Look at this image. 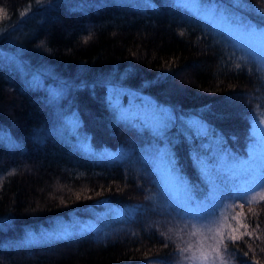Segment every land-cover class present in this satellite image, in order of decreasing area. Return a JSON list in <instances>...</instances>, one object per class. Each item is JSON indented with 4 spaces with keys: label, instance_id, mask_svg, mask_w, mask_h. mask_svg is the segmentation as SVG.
<instances>
[{
    "label": "trees",
    "instance_id": "trees-1",
    "mask_svg": "<svg viewBox=\"0 0 264 264\" xmlns=\"http://www.w3.org/2000/svg\"><path fill=\"white\" fill-rule=\"evenodd\" d=\"M195 1L264 30V0ZM0 8V264H178L180 240L163 215L138 218L152 204V140L166 144L187 187L209 188L201 160L247 154L264 120L261 57L175 0ZM133 112L161 120L160 130L128 121ZM262 196L224 215L222 264H264Z\"/></svg>",
    "mask_w": 264,
    "mask_h": 264
},
{
    "label": "rangeland",
    "instance_id": "rangeland-1",
    "mask_svg": "<svg viewBox=\"0 0 264 264\" xmlns=\"http://www.w3.org/2000/svg\"><path fill=\"white\" fill-rule=\"evenodd\" d=\"M184 7H187L195 15H199L211 21L216 26L224 29L238 46L256 51L264 62V30L242 23L232 22L223 16L212 15L200 9L198 1L195 0H175ZM264 70V69H263ZM126 114V109L123 110ZM126 116V115H125ZM137 117L142 122V128L153 133L159 131L162 121L149 114L133 112L127 117ZM264 120L254 122L253 143L248 147L247 154L237 157H230L229 154H222L220 159L209 162L206 158L201 160L202 170L209 180V188L198 192L187 187L182 176L174 167H170L169 161L163 156L166 144L159 139H153L150 150L152 154L159 155L155 163L151 165L152 180L154 187L151 190L152 204L149 211L141 213L139 219L150 223H160L159 216L163 215V221L169 234L179 237L181 249L188 251L181 252L179 264H222L219 259L218 241L223 232L224 215L229 214L231 208L237 204H244L254 200L264 193ZM139 127L141 125L137 124ZM149 150V151H150ZM141 168V167H140ZM232 178L242 179L241 183L232 185ZM249 178V179H246ZM246 183H243L245 181ZM232 185L233 193L229 196L228 202L225 186ZM222 191V193H220ZM224 197V199H223ZM226 200L227 205L224 214L220 213L219 206ZM231 203V204H228ZM221 208V209H222ZM154 209V210H153ZM151 210H153L151 212ZM210 213V214H209ZM212 220L218 218L217 223L212 225L211 231L200 228L199 225L207 224L208 218ZM119 215L102 217L95 221H88L86 229L99 230L118 220ZM207 218V219H205ZM154 221V222H153ZM192 224H197L196 230L191 228ZM158 226V225H157ZM159 228V226H158ZM195 231V235L193 232ZM213 233L212 244L209 234ZM218 249V252L216 249ZM208 250V251H207ZM189 257L190 259H185Z\"/></svg>",
    "mask_w": 264,
    "mask_h": 264
},
{
    "label": "snow or ice",
    "instance_id": "snow-or-ice-1",
    "mask_svg": "<svg viewBox=\"0 0 264 264\" xmlns=\"http://www.w3.org/2000/svg\"><path fill=\"white\" fill-rule=\"evenodd\" d=\"M261 11H264V9H261ZM3 13H4V10L2 8H0V18H2ZM261 123H264V121H261ZM261 199L264 200V196H262ZM205 219H207V218H205ZM217 221H218V218H214L212 220H209L207 224H201V225H199V227L200 228H205V229L211 231L212 225H214L215 223H217ZM191 228L194 229V230H196L198 228V225L197 224H192L191 225ZM193 235H195V231L193 232ZM240 238L241 237H237L235 235H233V236L230 237V239L232 241H236V240H238ZM224 239H225V237L223 235H220L218 244L219 243H223L224 242ZM180 251L181 252H186V251H188V249L187 248L180 249ZM217 252H218V249H217ZM185 259H190V258L189 257H185ZM178 264H179V262H178Z\"/></svg>",
    "mask_w": 264,
    "mask_h": 264
}]
</instances>
